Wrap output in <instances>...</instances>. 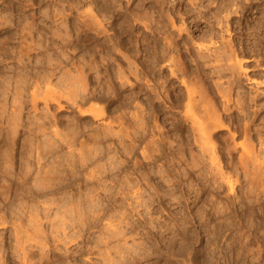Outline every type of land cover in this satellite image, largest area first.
<instances>
[{"label":"rangeland","instance_id":"rangeland-1","mask_svg":"<svg viewBox=\"0 0 264 264\" xmlns=\"http://www.w3.org/2000/svg\"><path fill=\"white\" fill-rule=\"evenodd\" d=\"M158 1L159 0H0V119L2 116L6 117L8 116V113H12V108H14V96L12 93H16L15 88L17 89V92H19L21 87H26V90L23 91V94L20 96V101H22L23 104L19 122L24 126L23 128L20 127L18 133L16 134V146H14V150L16 149L15 151L20 152V154L22 151H24L26 155L27 151L33 150L31 153L29 152L30 154L28 153V157H24V152L21 155L22 158H26L24 159L25 163L31 162L30 166L31 168L34 167V169L37 164L46 166V169H52L56 163H62L64 155L67 154L68 150L70 151L71 149L72 150L70 152L73 151L75 158H78V156L80 158V155L84 156L89 153L96 154L98 152L101 154L99 155L97 153L96 156L100 157L102 155L101 157L105 161L102 162L103 159L100 157L99 160H101L99 161L100 163L98 168L100 169V167H102L100 169L102 171H105L106 168L105 174L107 177L109 176L107 178L105 177L106 175L104 176L103 174L106 180L104 177H102V181L97 180V191L93 192L96 190L93 189L91 191L93 192L92 194H90L89 189L86 190V184H84V186L74 185L73 188H64L62 189V196L64 197H61L60 194L54 197V199L57 200L56 203L58 204V201L60 200H69L72 196H75L76 194V196H78L84 192L85 196L83 195L84 193L82 194L84 198H87L86 195L89 193L88 195H93L94 197L101 195L102 201L98 199L93 204V209L95 212H97V214L99 213L100 219L97 218L95 221L92 220L91 223L88 222V225L83 228L84 232L77 234L80 235V241L78 238H75L73 241L75 240L76 242L74 241L73 244L68 242L67 244L69 245L66 244L65 246L66 250L62 242H56L53 238V235H50V232L53 229H51V225L48 224L49 222H47L45 219L42 221L41 229L44 230V234L41 236L48 238L46 239L44 237L45 242L48 241L46 242L48 248H44L43 250L46 251V255L51 258V264H264V173H262L264 170L260 169V171L258 170V173L254 169L256 161L251 158V156L245 155L243 159H238L239 155H242V153H239L241 152L240 148L232 157V161L231 158L228 159L226 155L221 154V151H218L217 149V153L219 152L217 156L221 155L220 158H218L222 164H220L221 172H219V175L217 170L214 171L215 168L210 167L211 165L209 159L207 156H202L197 146V152L194 149L196 148L194 147V144H192L191 148L187 147V142L189 141L186 140V138L188 139L190 124H186V126L185 124L181 123L180 131H173L170 120L169 122L167 121V123L170 124L167 125V128L169 129L167 134L169 137L167 141L169 140L168 143H172L171 141H173L171 144L172 149L181 150L184 154H172L169 156L167 154L161 153L159 147L157 146V142L160 139L158 135V129L161 128V125L163 124H161V122H163L164 117L166 115L170 116L172 111L167 110V112L164 113L160 110H156L157 105V109L160 108V104H158L160 103L158 102L160 100L155 96V93H152L151 102L150 99H147L149 95V91H147V84L154 85L153 87L156 86V88L158 87L159 89L162 88L163 80L159 79V73H161L159 72V66L155 68L156 71L154 70L153 73L150 72L151 74H148L150 78L149 76L147 77L146 74L140 73L137 79L134 77L135 75L130 74L129 69H127V64L125 65V63H122L120 60L121 58L124 59V56L127 55V57L131 58L130 60L134 63V66H137L139 71L142 72L140 69H143V65L146 64L144 62L147 60V57L143 52L146 46V37L148 38L147 40H151V38L155 36L158 38L160 35L159 27L161 26L160 21L162 18H160V16H162V10L161 7H159L161 0L160 2ZM182 1H184V5L179 4L181 0H175L172 2L170 0L169 4L167 5L168 8H166V11H164V15L166 16L170 26L171 23L175 24L176 22V26L181 24L180 19L183 18L182 16L185 8L190 9L192 7L191 9L194 11V17L188 19L187 22H190L191 20L193 21L197 18L199 9H202L201 11L207 10L206 12H209L210 10L212 13L216 10V6L219 7L225 3L229 4L230 9L232 10L235 11L237 9L236 11L239 13L236 14V12L234 13L232 11V14L228 19L230 25H228L229 32L226 34L224 33L223 35L224 37H227H225L226 39H228L229 36L231 40L237 42L238 45L242 44L245 47L246 54H240L239 58H248L250 62L245 63V61H243L247 71H242L241 73L243 74H241L239 77L240 80H242V90H244V92H251L250 90L252 88L249 86L251 82H249L248 79L254 78L256 74L260 73V71H262L261 74L264 76V0H192V2L194 1L199 5L203 4L202 7L196 10H194V7L191 6V0ZM112 2L115 6L112 4ZM108 3L110 6L113 5V7H110ZM88 8L93 9L92 11H95L96 14H92H95L94 16L100 18L97 19L99 22L101 21L100 23L103 26L102 29H97V27L92 24L94 21L92 18H89V16L87 17V15L84 16L86 14L85 11H87ZM107 9L110 10L108 11ZM132 9L134 10V14L132 13ZM85 17L89 19L86 21ZM136 18L139 19L136 20ZM88 20L93 21L89 22ZM138 20H141L144 23L146 22V25L150 26V29H147L145 24L143 25V22L140 23ZM83 22H86V25ZM87 22H89V24ZM132 23L133 25L135 23V25L133 26ZM128 25L131 26L129 27ZM91 27L94 28L92 29ZM190 27H192V25ZM105 29L108 31V33ZM195 34L198 35V33ZM87 37H90L91 39H88ZM104 37L106 39L109 37V39L106 40ZM114 38L115 40H113ZM83 39L85 41H83ZM226 39L225 41H227ZM229 40L230 39H228V41ZM106 41H108L109 44ZM102 42L104 44H102ZM114 42H122L123 47L120 48V54H117L119 52L114 50V54L109 55V53L107 54V49H105V46L111 45ZM253 49H255V51ZM135 52L138 53L136 54ZM103 59H108L111 65L115 62L114 65L116 66L112 65V69H115L118 66L125 68L127 71L125 76L128 80H130V84L125 83L123 85L124 88L118 87L121 86V84L119 85L117 82L118 85L116 87L118 91H116L117 89H114V91L111 90V96L110 94H107V96L109 95L107 98L104 96V98H102L103 100L94 101V104H100L99 106L104 108V111H106V118L104 117V119L101 120H92L91 117L81 118L79 114L77 115V111H75L76 109L69 106L65 99L61 100V105L63 104L62 109L59 108L57 102H52L47 106L42 97L37 99L35 106V103L32 101V97L30 96V91H33L36 81H40L42 79L41 76L44 75L45 71L50 73L52 72V88L56 90L60 89L58 83L60 77H65V75H71L74 77L81 75H92V77L88 79V88L90 85V87L93 86V89L97 90L96 94H98L99 87L96 84L97 79L95 78H97L99 74L100 76L102 75L101 77H104V68L106 65L104 63L107 61H104L102 64L101 62H103ZM99 60H101V62H99ZM80 62L82 63L80 64ZM89 62H95L94 64H97L98 67L100 66L102 68H96L95 71L89 70L87 69L89 66L87 64L91 65ZM50 63L53 64L51 67L49 66ZM83 64H85L86 68L84 69H87V72L82 74V69H79V67L82 68ZM98 69L100 70L99 72ZM16 77L19 79V81L16 79ZM14 78L18 83H13ZM212 78L213 80H216L215 77ZM170 79L172 82L164 85L166 86L167 91L164 89L162 92L165 91V95H168L169 93H171L170 95H177L181 91L180 94L184 93L185 95V90L183 86H181L180 81L176 78L174 79L170 77ZM91 80L94 81V85L91 83ZM148 81H150V83H147ZM15 84H17V87H21H18V89L15 87ZM25 84H29L28 87ZM7 86H9V88ZM40 86L42 88L45 87L42 82ZM5 88L8 90L6 91ZM11 89H13L15 92H12ZM38 92H41V90ZM108 100L109 102H107ZM146 101H148V103ZM262 101V104H264V99ZM2 107L5 110H3ZM86 108L88 107H85V109ZM251 108L250 116L247 118H243V116H241L240 118L242 119L239 118L240 121H242L241 123L240 121L239 123L237 122L238 124L230 123L232 124V126H230V130H225L219 136H221V138H223L222 140H224L226 138L228 139L230 135L236 133V143L245 142L247 139L249 140V143H252L251 145L254 146L255 152H258L261 148L257 143V136L255 134L257 132L250 130L246 131L243 125L248 121L249 117L252 119L254 117V123L251 124V126H253L252 128L263 133L264 112L263 110H259L261 107L257 108L255 105H252ZM258 110L259 113L257 116H252L253 113ZM5 111L7 112V115ZM173 111L181 112L182 110L180 109ZM136 116H138L140 119H138ZM134 117L135 119L137 118L140 120L139 123H136L137 119L134 120ZM261 117L262 119H260ZM245 119L246 121L244 122ZM2 121V123H4V120ZM40 122H44L42 123L44 124V129H39V125L41 124ZM227 122L230 121L228 120ZM101 123H103V125ZM4 124L3 127L6 129L8 124ZM56 127L58 130H60L61 135L64 133L63 137L57 136L56 139L53 137V131ZM234 128H236V130ZM68 131L71 133L69 134ZM66 132L69 137L66 135ZM186 132L188 134L184 135ZM244 133L246 134L245 136H243ZM95 134L98 138L95 137ZM252 135L254 136L253 138H251ZM17 137H19V139ZM64 137L69 138H66V140H68L70 144L67 145L66 143L64 144L62 140L60 141L59 138ZM25 139L27 140L25 141ZM179 139L181 142L184 141L183 139H185V141L180 143V141H178ZM253 141L256 144H253ZM26 142L29 143L27 144ZM29 144L30 149L28 148ZM51 144H54L53 147L55 150H57L56 153H49L47 147L44 149L45 151L42 150L44 145ZM181 144L184 146H180ZM220 144L221 142L216 143V146H219ZM37 145L40 146L39 150L42 151L39 152V150H36ZM22 146H25L26 148ZM96 150L98 151L96 152ZM185 150L188 154L185 152ZM188 150H190V152ZM43 151L46 153L48 152L49 155ZM191 151L194 152V154H192ZM40 154H43V156H41V158L37 157L40 156ZM195 154L198 155L196 156ZM104 155L106 156L105 158ZM191 155L196 157L193 158ZM249 157L251 159H247ZM55 159L57 161H55ZM258 159V163H262V166H264V154L260 155V153H258ZM24 160L19 159V162H24ZM227 160H230L231 163H228ZM241 160L243 162H241ZM196 161L198 162L197 166H195ZM246 162L248 163L246 164ZM45 163L51 165L48 167V165ZM52 163H55V165H52ZM237 165L239 166L237 167ZM241 165L248 166L245 172H241L244 171L241 170L242 168L240 169ZM58 168L61 170L64 168L63 171H66L64 176L69 174V167L67 169L66 166ZM86 169L87 168H85L83 171L86 172ZM211 170L214 171V174ZM224 175L225 177H223ZM222 178L226 179V181ZM2 180L5 181V179L0 178L1 192L3 188L5 189V185L7 184L2 182ZM128 181L129 183H127ZM226 182L228 183L226 184ZM120 183H122V185ZM124 183L126 184L123 185ZM229 185H232L231 187L233 188V191ZM118 186L120 187L117 188ZM121 187H123L122 190ZM130 187L133 188L131 189ZM137 188H140V190ZM133 189L140 191L138 192L141 193L139 194L140 196L138 200L140 203H135L133 199L131 200L132 192L129 191H133ZM77 190H81L79 191L80 193ZM23 192L19 193L22 195L21 197L26 195L25 191ZM5 193L6 192H3V196H0V216L5 217L7 221H10L12 224L9 223L7 225H0V249H2V246L7 245L6 241H8L9 237H11L10 235L12 231V225L15 222L16 223L14 225L21 223L20 225L23 226L22 231L25 229L27 232L26 233L23 231V233L26 234L22 233L19 235V241L26 242L27 244H25V246L28 247L29 243L31 242L28 240V237L33 235L34 229L32 227V223H30L29 217L27 214H25V211L24 213L20 211L22 210V205L19 203V198L21 197H18V201L15 200L20 206H18V204L12 205V208H14L12 209L13 211L6 212L8 210H6V207L2 205L6 202ZM25 204L24 206H26ZM40 205L42 204H36V207H34L38 208L37 210H40L44 207L43 205L40 207ZM18 207L20 208L18 209ZM101 214H104V217ZM88 215L91 217V213ZM127 223H130L128 227ZM107 224L109 226L108 228L106 227ZM87 227L90 228L86 229ZM67 232L70 234L71 230L68 228ZM35 244L36 243L33 241L30 243V245ZM6 247L11 249L9 245ZM2 254L3 251L1 252L0 250V256ZM15 264H19L17 260L15 261ZM34 264H38V261H35Z\"/></svg>","mask_w":264,"mask_h":264},{"label":"bare ground","instance_id":"bare-ground-1","mask_svg":"<svg viewBox=\"0 0 264 264\" xmlns=\"http://www.w3.org/2000/svg\"><path fill=\"white\" fill-rule=\"evenodd\" d=\"M172 1H175V0H171V2ZM194 1L193 2H192V0L190 1V4H192L191 6L194 7V10L199 9L200 7H202L203 4H200L199 5L198 3L194 2ZM158 2H160V0ZM169 2H170V0H161V3H159V5H160L159 7H161V10H162L161 11L162 12V14H161L162 16H160V18H162L161 21H160L161 26L159 27V30H160L159 31L160 33L159 34L160 35H159L158 38H157V36L151 38V40H147L148 38L146 37V46H145V50H143V52H144L145 56L147 57V60L145 62L143 61L144 63H146L145 65H143V63H142L143 69H140V70H142V72L139 71V69L137 68V66H134V63L131 62V60H130L131 58L127 57V55L126 56L123 55L124 56V59H122V58L120 59L122 61V63H125V65L127 64V66H128L127 69H129L130 74L135 75L134 77H136L137 79H138V77H139L138 75L140 73L146 74L147 77H148L149 76L148 74H151L150 72L153 73L154 70H155V68L159 66V72H161V73H159L160 74V78L159 77L158 78L163 80L162 88L159 89L158 87L156 88V86L153 87L154 85L147 84V83H150V81H152V80L148 81L146 84H147V88H148L147 91H149L148 92L149 95H148V98L147 99H150V102H151L152 93H155L156 94L155 96L160 100V101L157 100L158 102H160V103H158V104H160V108L157 109V106H158L157 105L156 106V110H160V111H162L164 113L167 112V110H171L172 111L171 115L168 113L170 116H167L166 114L162 113V114H164L166 116L164 117L163 122H161V124L163 123L161 125V128L158 129L159 130L158 135H159V138L160 139L158 138L159 141L157 142L158 143L157 146L159 147L160 152L161 153H164V154H167L169 156L172 155V154H174V155H176V154H179L180 155V153L184 154L183 151H181V150L172 149V145L171 144L173 143V141H171L172 143H168L169 140L167 141V139H168L169 135H167V134L169 132V129L167 128V125H170L171 124V126L173 128L172 129L173 131H175V130L180 131L181 123H183L185 125L186 124H190V126H189L188 139L186 138V140L189 141V142H187V144L189 145V146L187 145V147L188 148L189 147L191 148L192 144H194V147L197 146L199 148V151L201 152L202 156L203 157H206L207 156V158L209 159L210 165H211L210 167L211 168H215L214 171L217 170L218 174H219V172H221V165L222 164H221V162L219 160V158H220L221 155L220 156H217L218 153H219V152L217 153V149H218V151L219 150L221 151L220 152L221 154L226 155L228 159L231 158V161H232V157L234 156V154L240 148L241 149V152H239V153H242V155L240 154L238 159H243L245 155L246 156H251V158H253L256 161V164L254 166V169L257 172H258V170L260 171V169L261 170H264V166H262V163H258V161H259V159H258V153H260V155L261 154H264V132L262 133L261 131H259V130L257 131V130H255V129L252 128L253 126H251V124L254 123V117H253V119L249 117V119H248L247 122H245L246 121V119H245L244 120L245 124L243 126L245 127V130L246 131H249L250 130V131L257 132V133H255L256 136H257V143L260 145L259 147L261 148V149H259L258 152L257 151L255 152L254 146L251 145L252 143L250 144L249 143V140H247V139L245 140V142L236 143L235 142L236 139H237L236 133L230 135V137H228V139L226 138L224 140H222L223 138H221V136H219L225 130H230V126H232V124H230V123H233V124L236 123V124H238L239 121H240V119H242V118H240L241 116H243V118L244 117L247 118L248 116H250L251 115L250 114L251 113L250 112V108L252 107V105H255L257 108L261 107L259 110H261V111L263 110V112H264V104H262V102H263L262 100L264 99V76H263V74H261L262 71H260L259 74H256V76L254 75L255 76L254 78L248 79L249 82H251L249 86H251L252 89L250 90L251 92H244V90H242V82H241L242 80H240V77L239 76L241 74H243V73H241L242 71L246 70L245 63H249L250 61H249L248 58H244V57L243 58H239V57H240V54L241 55L242 54H246L245 53V47L242 44H239L238 45L237 42H235L234 40H231V38L229 36H228V39H230V40L228 41V39H226L227 37L225 36L226 37L225 38L224 35H223L224 33L226 34V33L229 32V26L230 25H229V20L228 19H229L230 15L232 14V11L234 13L236 12V14H238L239 12L237 13V11H236L237 9L236 8H235L236 9L235 11L232 10V9H230L229 4H226L225 3L224 5L219 6V7L216 6V10L214 12H212V13L210 12L209 9H208L209 12H206L207 10L206 11L205 10L204 11H201L202 9H199V13L197 15V18L194 19L193 21L191 20L190 22H187L188 19L194 17L193 16L194 15V11H192V9H191L192 7L189 5L191 8L190 9H186L185 8L184 11H183V16H182L183 18L180 19L181 20V24L179 26H176V23L177 22L175 24L170 22L171 23V26H170V24H169L166 16L164 15V11H166V8H168L167 5L169 4ZM183 3H184V1H182V0H181V2H179V4H183ZM112 4H113V2H112ZM108 5H109V3H108ZM113 5L112 6L109 5V6L110 7H113ZM157 5H158V3H157ZM233 5H234V3H233ZM95 6H96V4H95ZM126 6H128V5H126ZM239 6H240V4H239ZM99 7H101V6H99ZM232 7H234V6H232ZM91 8L90 9L88 8V10L86 9L87 11H85L86 14L84 16L87 15V17L89 16V18H92L94 21L93 20H90V21L88 20V21L89 22L93 21L92 24H94V26L97 27V29L98 28H101L102 29L103 26L100 23L101 21L99 22L98 19H97L99 17L94 16L96 13H95V11H92L93 9H91ZM131 8H133V7H131ZM107 10L109 11L110 9H107ZM114 10H115V7H114ZM159 12H160V10H159ZM92 13H95V14L93 15ZM132 13L134 14V10L132 11ZM234 13H233V15H234ZM126 14H128V13H126ZM121 15H123V14H121ZM129 17H131V16H129ZM82 18H83V16H82ZM89 18H86L85 20L87 21V19H89ZM137 19H139V18H136V20ZM121 20H122V18H121ZM138 21L140 23L143 22L141 20H138ZM89 22H87V23L89 24ZM83 23L86 25V22H83ZM124 23H126V22H124ZM144 24H145V27L147 29H150V26L146 25V22L145 23L143 22V25ZM132 25H133V23H132ZM134 25H135V23H134ZM191 25H192V27H190ZM231 25H233V24H231ZM85 28H86V26H85ZM91 28L93 29L94 27H91ZM193 28H194V30H193ZM263 28H264V26H263ZM232 29H233V27H232ZM85 32H86V30H85ZM88 32H89V30H88ZM107 33H108V31H107ZM195 33H198V35H196ZM126 34H127V32H126ZM229 34H232V33H229ZM95 35H97V34H95ZM117 35H118V33H117ZM147 35H149V34H147ZM128 37H129V35H128ZM94 38H95V36H94ZM108 39H109V37H108ZM108 39H106V40H108ZM225 39L227 41H225ZM113 40H115V38ZM113 40H112V42H113ZM127 40H129V39H127ZM83 41H85V40L83 39ZM106 42H108V41H106ZM102 44H104V43L102 42ZM108 44H109V42H108ZM130 44H129V46H130ZM122 47H123L122 42H119V43H115L114 42L111 45L105 46V49H107L106 50L107 51V54L109 53V55H110V54H114L113 53L114 50L117 51V52H119L120 51V48H122ZM255 47H257V46H255ZM143 49H144V47H143ZM253 50L255 51V49H253ZM251 52H252V50H251ZM117 54H120V52L117 53ZM129 55H131V54H129ZM109 58H111V57H109ZM108 59H103L102 60L103 62H101V60H99V62H101L102 64L104 63V61H107L106 63H104V64H106L105 65V68H104L105 69L104 70L105 71L104 77H101L102 75L100 76V74H99L97 76V78H95V79H97V83L96 84L100 88V89L98 88V91H99L98 94L99 95L96 94L97 93V90L93 89V86L90 87L91 86L90 85L89 88H88V79H90V77H92V75H86V76L81 75V76H77V77L76 76L74 77V76H71V75H65V77H60L59 78V82H58L59 83V86H60V89L58 87L59 90H56V89L52 88L53 87V85H52V82L53 81L51 82V80H52L51 79L52 78L51 76L53 75V74H51L52 72L50 73L48 71H45L44 75L41 76L42 79L40 78L41 79L40 81L37 80L36 83H35V85H34V87H33V91L32 92L30 91V93H31L30 96L32 97V101L35 103V106H36L37 99L39 97H42V99L45 101V104L47 106H48V104H51L52 102L53 103L54 102H57L58 105H59V108L62 109L63 104L61 105V102H62L61 100L62 99H65L68 102V103L67 102L66 103L69 104V106H71L72 108L76 109L75 111H77L76 112L77 115L79 114V116L81 118L91 117L92 120L93 119L94 120L95 119H99V120L104 119L105 114H106L105 113L106 111H104V108L103 107H100L99 106L100 105L99 103H98L99 105H97L96 103L94 104V101H96V100H100L101 101V100H103L102 98H104V96L107 98L109 96V95L107 96V94H110V96H111V90L112 91H114V89L116 90L117 89L116 86L118 85V83H119V85L121 84V86H118V87H121V88H124L123 85L125 83L126 84H130L129 83L130 80H128L127 77L125 76L126 75L125 73L127 72L126 69L125 68H122V66H118L117 68L114 67L115 69H112V65H114L115 62L111 65L110 64V61H108ZM243 61H245V63ZM81 63L82 62H80V64ZM89 63H91V65L90 64H87V65H89L88 68H87L89 70L95 71L96 68H99L100 67V66L98 67L97 64H94L95 62H93V63L92 62H89ZM52 65L53 64H51V63L49 64L50 67ZM59 66H60V64H59ZM114 66H116V65H114ZM103 67H104V65H103ZM84 68H86L85 64H83V67L82 68L79 67V69H82L81 70L82 74L87 72L86 71L87 69H84ZM100 68H102V67H100ZM40 70H41V68H40ZM99 71L100 70L98 69V72ZM41 72H43V71H41ZM41 72H40V74H41ZM129 72H128V74H129ZM38 73H39V71H38ZM244 73H246V72H244ZM143 76H145V75H143ZM157 76H158V74H157ZM17 77H16V79H17ZM19 77H21V76H19ZM170 77L171 78H174V79L176 78L177 80L180 81L181 86H183V88L185 90V95H184V93L183 94H180L181 91L177 95H170L171 93H169V92H167V93H169L168 95H165L164 94V92L167 91L166 90V86H164V85L167 84V83H169V82H172L171 79H170ZM212 77H215L216 80H217V82H216V80H213ZM149 78H150V76H149ZM17 80L19 81V79H17ZM16 82L17 81L14 78V82L13 83H16ZM41 82L44 84L45 87L42 88L40 86L41 85ZM91 83H93V85H94V81L91 80ZM137 83H138V81H137ZM16 85L17 84H15V87H17ZM28 85L29 84H27L26 86L28 87ZM135 85H136V83H135ZM3 87H4V84H3ZM7 87L9 88V86H7ZM18 87H21V86H18ZM23 87H21L22 90L20 89L19 92H17V89L15 88L16 93H12V92H15V91H13L14 88L11 89L12 90L11 93L14 96V99H13L14 108H12V113L11 114L8 113V116H6V117H3L2 116V118L0 119V178L5 179V181L2 180V182L7 183L5 185V189L3 188L6 191H4L2 189V192L0 191V196H3V192H6L5 193V196H6L5 200H6V202H5V204H2V205L4 207H6V210H8L6 212H10V211H13L12 209H14V208H12V205L18 204L16 201H18V197H21L22 196L19 193H22L23 191H25L26 195L23 196V197H21V198H19V203H21V205H22L21 206L22 210H20V211H22L23 213L25 211V214H27V216L29 217L30 223H32V227L34 229V232H33V235L32 236H29V234H28V236H29L28 237V240L31 241V242L33 241L36 244L35 245H30V243H31L30 242L29 243V246L27 245L28 247H26L25 246V244H27L26 242H20L19 241L20 240V238H19L20 236L19 235L22 234L23 231H25V229L22 231V227L23 226L20 225L21 223H18V221H17L18 224L17 225H14L16 223L15 222L12 225V231H11V235H10L11 237H9L8 238V241H6L7 242L6 244L11 247L12 251H11L10 248L6 247L7 245L2 246V249H0V250H1V252L3 251V254L1 255L2 257L0 256V264H15V261L16 260L18 261L19 264H34L35 261H38V264H51V258L49 256H47L46 255L47 253H45L46 251L43 250L44 248L45 249L48 248L47 245H46V242H48V241L45 242V238L46 237L44 236L45 237L44 238V237L41 236L42 234H44L43 233L44 230L41 229L42 221L45 219L47 222H49L48 224H50L51 225V229H53L50 232V235H53V238H54V240L56 242L57 241L60 242V243L62 242L63 245H64V248H65V246H66V244L68 242H71L73 244V242L75 241V240L73 241V239H75V238H78L79 239L80 238V235H77V234H80L81 232H84L83 231V228L86 225H88V222L91 223L92 220L95 221V219H97V218L100 219L99 213L97 214V212H95V210L93 209V207H94L93 204H94V202L96 200H98V199L101 200V195H98V197H94L93 195H88L89 193L87 191H86L88 193L86 195L87 198L86 197L84 198L85 193L82 191L84 194L82 192L81 193L84 196H82V194L76 196L77 195L76 194L75 195L76 197L75 196H72L71 199H69V200L63 199V200L58 201V204L56 203L57 200L54 199V197L56 195H59V194L61 195V197H64V196H62L63 195L62 194V192H63L62 189L68 188V187H72L73 188L74 185L75 186H77V185L78 186H80V185L84 186V184H86L85 185L86 190L89 189L90 190L89 191L90 194H92L93 192H96L97 191L96 186H98L97 185V182L99 180L102 181V177H104L106 175L105 174L106 168H105V171L100 170L102 167H100V169L98 168L99 167V163H100L99 161L101 160V159L99 160V158L102 156V155L100 157H97L96 156V154L98 153L97 152L98 150H96V152H97L96 154H92V153L91 154L89 153V154H86V155L83 154L84 156H81L80 155V158H79V156H78V158H75L73 151L70 152L72 150L70 146L69 147H70L71 150L70 151L68 150V153L64 155V158H63L62 163H58V164L56 163L57 166L55 165V163H52V165L53 164L55 165V166L52 167V169L51 168L50 169H46V166H43L41 164H37L36 167H35V169H34V167H32L34 169L33 170L31 168V166H30V163L31 162L30 163H27V162L25 163V160L24 159H26V158H24V157L25 156L28 157V155L33 150L32 151H27V155H26V153L24 151H22L21 154L23 152L25 154V155L23 154L24 155L23 158H22V155L20 154V152L15 151L16 149L14 150V146H16V134L18 133L19 128L20 127L23 128V126H24L22 123L19 122L20 121V114H21V111H22V104H23V102L20 101V96L23 94V91L26 90V87H24V88ZM164 89H165V91L162 92V90H164ZM5 90L7 91L8 89L5 88ZM40 90H41V92H38ZM116 91H118V89ZM137 92H138V90H137ZM119 93H120V90H119ZM115 94L118 95L117 93H115ZM0 98H1V96H0ZM109 100L107 102H109ZM219 100H221V101H219ZM111 102H113V101H111ZM146 102L148 103V101H146ZM150 102H149V104H150ZM149 104H148V106H149ZM101 106H102V104H101ZM139 106H141V105H139ZM85 107H88V108L85 109ZM140 109H141V107H140ZM180 109L182 110L181 112L173 111V110H180ZM3 110H5V109L3 108ZM156 110H154V111H156ZM259 110L258 111H255V113H253L252 116H254V115L257 116V114L259 113ZM1 112H3V111H1ZM260 114H261V112H260ZM3 115H5V114H3ZM6 115H7V112H6ZM50 117H52V116H50ZM131 117H133V116H131ZM136 117L138 118V116H136ZM136 119L134 117V120H136ZM138 119H140V118H138ZM260 119H262V117ZM2 120H4V123H7L8 124V125L6 124L7 125V128L6 129H4L5 127H3V124L4 123H2L3 122ZM137 120H136V123L137 122L139 123L140 120H138V121ZM169 120L171 121L170 124L167 123V121L169 122ZM228 120L230 122H227ZM44 122H42V123H44ZM241 122L242 121H240V123ZM42 123L39 125V129H44V124H42ZM60 123H61V121H60ZM134 123H135V121H134ZM101 124L103 125V123H101ZM25 125H26V123H25ZM53 125H55V124H53ZM45 127H46V125H45ZM57 127L53 131L54 132V136L53 137H55V139L57 138V136L58 137L59 136H62L63 137V134H64L63 133L61 135V132H60V130L57 129ZM236 127H238V126H236ZM100 128H102V127H100ZM239 128H240V126H239ZM261 128H262V126H261ZM234 129L236 130V128H234ZM73 131H75V130H73ZM68 133H69V131H68ZM72 134H73V132H72ZM153 134H154V132H153ZM187 134L188 133L186 132V134H184V135H187ZM66 135H68L67 132H66ZM245 135L246 134L244 133L243 136H245ZM174 136H175V134H174ZM248 136H249V133H248ZM68 137H69V135H68ZM68 137L59 138V139H60V141L62 140L64 142V144L66 143L68 145V144H70L69 141L66 140V138H68ZM95 137H97L96 134H95ZM253 137L254 136L252 135L251 138H253ZM17 138L19 139V137H17ZM18 139H17V141H18ZM71 139H73V138H71ZM81 139H82V137H81ZM176 139H178V138H176ZM180 139L178 141H180ZM26 140L27 139H25V141ZM183 140L185 141V139H183ZM184 141H182V142H184ZM30 142H31V140H30ZM182 142L180 141V143H182ZM220 142H221V144L219 146H216V143H220ZM71 143H72V141H71ZM152 143H153V141H152ZM27 144H26V146H27ZM168 144H170V145H168ZM253 144H256V143L254 142ZM58 145H60V144H58ZM182 145L183 144H181L180 146H182ZM53 146H54V144L44 145V147H42V150H44L47 147L48 150H49V153H51V154L56 153L57 150H55V148ZM61 146H62V144H61ZM22 147H25V146H22ZM29 147H30V144L28 145V148ZM32 147H33V145H32ZM197 147L194 148V149L196 150ZM39 149H40V146L37 145L36 150H39ZM21 150H23V149H21ZM42 150H39V152L42 151ZM58 150H60V149H58ZM190 150H188V151L190 152ZM195 150H192V151H195ZM86 151L88 152L87 149H86ZM130 151H131V149H130ZM192 151H191V153L194 154V152H192ZM185 152L187 153L186 150H185ZM196 152H197V150H196ZM44 153H46V152H44ZM49 153H48V155H49ZM84 153H86V152H84ZM128 153H130V152H128ZM144 153H146V152H144ZM201 154H200V156H201ZM57 155H58V153H57ZM195 155L197 156L198 154H195ZM33 156H35V155H33ZM41 156H43V154H40V156H37V157H40L41 158ZM196 156H192V157L194 158ZM202 156H201V159H202ZM51 157H52V155H51ZM58 157H60V156H58ZM105 157L106 156L104 155V158ZM222 157H224V156H222ZM43 158H45V157H43ZM251 158L249 157L247 159H251ZM19 159L24 160V162L23 161L22 162L21 161L19 162ZM61 159H62V157H61ZM75 159H77V160H75ZM112 159H113V157H112ZM254 160H253V162H254ZM261 160H262V157H261ZM55 161H57V160L55 159ZM103 161H104V159L102 160V162ZM206 161H208V160H206ZM58 162H60V161H58ZM227 162L229 163L230 160L229 161L227 160ZM241 162H243V161L241 160ZM247 163L248 162H246V164ZM197 164H198V162L196 161V165L195 166H197ZM46 165H48V164H46ZM50 165L51 164H49L48 167ZM64 166H66V169L68 167L70 168V170L68 171L69 174L66 175V176H64V173L66 172V171H63L64 168L62 170L60 168H58V167H64ZM238 166L239 165H237V167ZM210 167H208V168H210ZM85 168H87L86 169L87 170L86 172L83 171ZM247 168H248V166L241 165L240 169L241 170H244V171H241V172H245V170H247ZM238 170H239V168H238ZM214 171H212L213 174H214ZM83 172H85V173H83ZM262 173H264V172H262ZM103 174H104V176H103ZM132 174H134V173H132ZM105 177H107V175ZM105 177H104V179L106 180ZM219 177H221V176H219ZM223 177H225V175ZM222 179H224V178H222ZM134 180H136V179H134ZM224 180L226 181V179H224ZM228 180H230V179H228ZM129 181L127 183H129ZM227 183L228 182H226V184ZM120 184L122 185V183H120ZM125 184L126 183H124L123 185H125ZM128 185H126V186H128ZM231 186L229 185V187H231ZM119 187L120 186H118L117 188H119ZM123 187H125V186H123ZM123 187H121V190L123 189ZM93 189H96V190L93 191V192H91ZM137 189L140 190V188H137ZM137 189H135V190L133 189V191H129V190L128 191L129 192H132L131 193V195H132L131 196V200L133 199L135 201V203H140V201H138V200H139V196H140L139 194H141V193H138L140 191H138ZM0 190H1V188H0ZM231 190L233 191V188ZM79 191H81V190H79ZM118 191H119V189H118ZM100 192H101V190H100ZM124 192H125V190H124ZM126 193H127V191H126ZM104 198H107V197H104ZM26 199H27V201H26ZM4 201H3V203H4ZM25 203H28V204H25ZM35 203L36 204L41 203L44 206L42 209H40L41 211L40 210H37L38 208H35L36 207L35 206L36 205ZM24 204L27 207L24 206ZM42 205H40V207ZM18 206H20V205L18 204ZM37 207H38V205H37ZM19 208L20 207H18V209ZM90 213H91V217H90V215H88ZM94 215H96V216H94ZM101 215L103 216L104 214H101ZM89 218H91V219H89ZM9 223H11V222L10 221L8 222L5 217L0 216V225H7ZM129 224L130 223H127V227H128ZM106 227L107 228L109 227L108 224H107ZM68 228L71 230L72 233L70 232V234H69L67 232L68 231ZM89 228L90 227H87L86 229H89ZM49 231H50V229H49ZM26 233H23V234H26ZM45 233H46V231H45ZM120 234H121V232H120ZM46 239H48V238H46ZM79 241H80V239H79ZM67 245H69V244H67ZM65 250H66V248H65Z\"/></svg>","mask_w":264,"mask_h":264}]
</instances>
